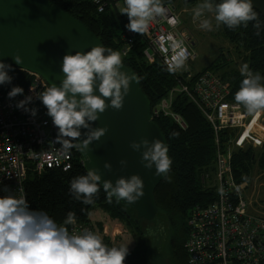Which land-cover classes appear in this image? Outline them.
<instances>
[{
    "label": "clouds",
    "instance_id": "clouds-1",
    "mask_svg": "<svg viewBox=\"0 0 264 264\" xmlns=\"http://www.w3.org/2000/svg\"><path fill=\"white\" fill-rule=\"evenodd\" d=\"M124 3L121 14H127L129 19L125 27L138 34H144L153 19L163 17L167 12L163 0H124ZM206 12L214 13L217 26L223 24L235 29L255 21L253 26L260 28L259 14L254 10L252 0H220L215 4L212 0H203L194 9V19H200V27L210 31L212 21L201 19ZM174 47L181 48V44ZM12 58L17 64L23 63L19 54ZM186 58V52L180 50L168 63L167 70L176 72L183 67ZM11 67L0 60V85L11 83L12 77L8 75ZM123 68L120 52L100 44L90 51H77L63 57L61 72L64 75L60 85L52 84L37 94L58 128L56 142L61 145V154H68L72 148L85 152L92 142L106 135L107 126L93 127V123L109 108L122 110L131 84L138 83V78ZM240 73L244 78L234 100L249 115L264 112V77L259 72L254 73L247 63L241 66ZM23 92L22 87L14 86L8 97L12 99ZM31 100V96L25 97L16 107L35 116L37 110L26 107ZM81 129L87 131L82 133ZM82 136L84 139L81 140ZM129 146L141 153V163L146 169L155 166V176H164L170 171L172 160L167 154L168 147L159 138L149 141L142 137ZM119 163L122 168L127 167L126 160ZM104 168L111 171V163L105 162ZM101 181L99 170L89 168L85 175L71 180L70 192L83 204L93 203L101 183L109 202L115 197L117 201L135 203L145 194L144 181L138 174L120 176L115 183ZM75 223L74 211L67 213L63 224H57L47 212L30 210L24 195L0 197V264H124L129 243L108 247L102 237L92 231L70 234L67 225Z\"/></svg>",
    "mask_w": 264,
    "mask_h": 264
},
{
    "label": "trees",
    "instance_id": "trees-1",
    "mask_svg": "<svg viewBox=\"0 0 264 264\" xmlns=\"http://www.w3.org/2000/svg\"><path fill=\"white\" fill-rule=\"evenodd\" d=\"M50 1L84 23L100 38L106 48L120 51L123 47L125 43L123 34L128 22L112 6L109 5L104 12H99L93 0ZM186 1L192 4L199 2ZM212 2L215 4L220 0H212ZM254 10L259 14V29L253 26L255 21L249 22L247 27L241 25L235 29H229L223 24L217 26L221 37L230 44V50L220 47V53L201 70V72L210 70L228 82L230 99L233 101L244 78L240 73L243 64L247 63L254 73L259 72L264 77V16L255 7ZM258 31L259 35H257ZM192 45L195 44L192 42ZM145 47L144 39L137 33L134 36L133 47L122 59L123 64L138 75L141 88L149 98L153 109L169 95L177 84V79L161 61L155 60L154 63H149L144 55ZM8 75L12 77L11 83L0 85V98L12 87L25 88L32 82L29 72L14 66L11 67ZM172 110L183 118L186 128H182L171 117L161 113L154 117L166 137L172 165L169 173L154 192L157 215L147 223L158 225L157 216L161 214L167 216L170 226L168 252L171 263L189 264L185 247L189 235L188 218L195 206H206L216 199L215 190L201 177L204 172L214 168L217 145L212 125L198 105L187 95L176 93ZM228 133L229 131H223L221 137L225 139ZM260 148L256 150L254 147L245 146L234 153L233 172L238 183L251 177L255 164L259 170H264V144ZM70 151L68 165L49 167L40 174L34 171L28 172L24 181V190L29 209L47 212L57 224H63L67 213L74 211L76 220L89 225L92 230L90 214L94 208L122 215V218L134 225L135 231L141 236L139 244L129 250L124 264H148L146 242L150 231L142 230L140 218L134 217L135 209L117 201L114 197L109 202L102 185L93 197V203L83 204L74 199L70 192V182L77 176L85 175L88 169L82 161L79 149L72 148Z\"/></svg>",
    "mask_w": 264,
    "mask_h": 264
},
{
    "label": "built area",
    "instance_id": "built-area-1",
    "mask_svg": "<svg viewBox=\"0 0 264 264\" xmlns=\"http://www.w3.org/2000/svg\"><path fill=\"white\" fill-rule=\"evenodd\" d=\"M93 2L99 12H104L110 5L121 13L125 7L124 0ZM164 6L167 9L165 16L153 19L148 30L140 34L146 43L145 58L149 63L159 59L167 68L171 59L184 50L187 57L185 66L196 58L191 38L174 6L171 3ZM122 15L129 22L127 14ZM136 34L125 28V43L118 51L122 57L133 47ZM177 43L181 48L174 47ZM29 74L32 82L23 88L22 95L10 99L8 91L0 98V197H25L24 181L29 171L40 174L49 167L68 165L70 158L71 151L68 154L59 151L61 145L56 142L58 128L37 98V94L50 85L39 74ZM176 93H184L198 105L212 125L217 145L216 166L201 177L215 190L216 199L206 206H195L190 212L189 235L185 244L188 263L264 264V215L250 211L244 183L236 181L232 163L233 155L239 149L264 144V112L249 115L243 106L230 99L229 83L216 73L205 70L196 77L186 75L177 78V84L169 95L152 109L153 118L161 113L186 128L183 118L172 110ZM28 96L32 100L26 107L36 109L35 116L16 107ZM223 131H229L225 139L221 137ZM67 227L70 234H80L84 230L93 232L89 225L78 220Z\"/></svg>",
    "mask_w": 264,
    "mask_h": 264
},
{
    "label": "water",
    "instance_id": "water-1",
    "mask_svg": "<svg viewBox=\"0 0 264 264\" xmlns=\"http://www.w3.org/2000/svg\"><path fill=\"white\" fill-rule=\"evenodd\" d=\"M172 1L163 0V3L167 5ZM252 3L264 16V0H252ZM98 44L105 47L84 23L50 0H0V60L29 73L39 74L50 86L60 85L64 75L61 65L66 54L87 52ZM14 54L22 57V64L14 61ZM123 65L122 70L134 74L138 83L131 84L122 110L109 108L93 123V127L107 126L106 135L92 142L85 152L79 151L87 169L99 170L101 182L111 180L115 183L120 176L140 175L145 185L144 196L135 203L119 201L135 209L138 218L152 220L158 212L154 192L169 172L164 176H155V166L151 170L146 169L141 163V153L129 145L142 137L149 141L159 138L167 147L168 143L152 117L151 102L141 88L138 75ZM86 131L81 129L82 133ZM167 154L170 157L169 149ZM122 159L127 161V167H121L119 161ZM105 162L111 163V171L104 168Z\"/></svg>",
    "mask_w": 264,
    "mask_h": 264
},
{
    "label": "rangeland",
    "instance_id": "rangeland-1",
    "mask_svg": "<svg viewBox=\"0 0 264 264\" xmlns=\"http://www.w3.org/2000/svg\"><path fill=\"white\" fill-rule=\"evenodd\" d=\"M198 1L199 2L196 1L197 3L195 2L192 4L186 0H173L171 3L181 19L183 28L188 31V36L195 44L192 45V50L196 55V58L183 66L178 74L175 72L173 73L176 79L181 78L180 75L185 77L186 75L196 77L199 71L201 72V70L210 64L220 53V47H224L225 50L227 48V50H230V44L226 42L218 32L214 13L206 12L205 17L201 18H208L212 21L213 27L210 31L200 27V19H194V9L199 3L203 2V0ZM117 13L120 12L117 11ZM230 52L232 53V50ZM262 146L254 148L259 150ZM213 165L214 167L216 166L215 161ZM243 183L250 211L254 214L264 215V170H259L255 164L251 177ZM135 215L134 217L137 219V212ZM157 217L156 222L158 225H154L153 223L148 224V220L140 218L142 230L145 232L150 231V235H147L148 240L146 242L148 264H172L168 252L170 229L168 217L164 214ZM90 221L94 233L101 236L103 243L108 247L121 246L129 243L128 248L131 250L134 249L141 240V236L135 231L134 225L127 219L122 218V215L113 214L96 207L90 214Z\"/></svg>",
    "mask_w": 264,
    "mask_h": 264
},
{
    "label": "crops",
    "instance_id": "crops-1",
    "mask_svg": "<svg viewBox=\"0 0 264 264\" xmlns=\"http://www.w3.org/2000/svg\"><path fill=\"white\" fill-rule=\"evenodd\" d=\"M189 11V10H188ZM192 13V12H191ZM183 22H184V19H183ZM190 31V30H189Z\"/></svg>",
    "mask_w": 264,
    "mask_h": 264
}]
</instances>
